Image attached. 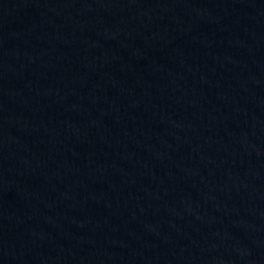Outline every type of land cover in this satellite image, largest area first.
I'll list each match as a JSON object with an SVG mask.
<instances>
[{"label": "water", "instance_id": "95a60500", "mask_svg": "<svg viewBox=\"0 0 264 264\" xmlns=\"http://www.w3.org/2000/svg\"><path fill=\"white\" fill-rule=\"evenodd\" d=\"M0 264H264V0H0Z\"/></svg>", "mask_w": 264, "mask_h": 264}]
</instances>
